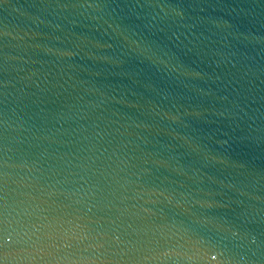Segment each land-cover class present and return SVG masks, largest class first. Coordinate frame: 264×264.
<instances>
[{
    "label": "water",
    "instance_id": "water-1",
    "mask_svg": "<svg viewBox=\"0 0 264 264\" xmlns=\"http://www.w3.org/2000/svg\"><path fill=\"white\" fill-rule=\"evenodd\" d=\"M0 264H264V0H0Z\"/></svg>",
    "mask_w": 264,
    "mask_h": 264
}]
</instances>
